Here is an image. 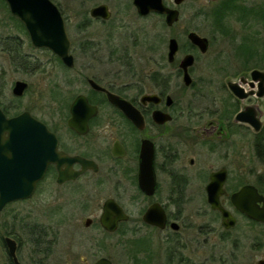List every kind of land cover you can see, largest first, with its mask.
<instances>
[{"label":"flooded vegetation","instance_id":"1","mask_svg":"<svg viewBox=\"0 0 264 264\" xmlns=\"http://www.w3.org/2000/svg\"><path fill=\"white\" fill-rule=\"evenodd\" d=\"M53 1L66 29L65 11L88 16L78 20L76 35L67 29L72 66L49 48L35 46L26 27L28 43L43 54L25 51L24 42L12 39V71L22 77L12 83V113L7 114H29L11 134L12 186L19 192L33 188L29 196L8 203L14 205L12 235L1 237L8 258L0 264H47L48 236L62 227L81 246L94 241L95 247L111 248L109 255L83 257L84 264L102 257L115 264V247L123 249L128 263L134 260L130 264H264V89L252 76L264 68L248 65L255 49L246 52L243 61L248 60L237 71L219 67L231 77L220 95L198 110L193 95L203 105L207 94L193 73L211 49L210 37L202 50L187 29L186 41L169 37L161 54L156 39L146 42L147 49L139 36L123 35L128 27L123 20H114L123 10L135 17L132 5L140 17L156 14L174 28L186 0H164L180 11L172 25L157 11L141 15L134 0ZM226 28L218 31L238 40L234 28ZM172 38L178 42L173 59ZM144 48L150 56H144ZM189 54L187 83L183 62ZM38 71L41 84L31 91L25 75ZM230 82L242 88L240 94ZM18 83H25L19 93ZM29 93L22 109L17 102ZM242 112L246 118H238ZM35 200L41 221L29 214ZM19 203L31 204L30 210L17 208ZM18 228L29 235L27 259L18 255L23 245ZM96 233L104 238L94 239ZM8 236L17 242L18 262L9 253Z\"/></svg>","mask_w":264,"mask_h":264},{"label":"rangeland","instance_id":"2","mask_svg":"<svg viewBox=\"0 0 264 264\" xmlns=\"http://www.w3.org/2000/svg\"><path fill=\"white\" fill-rule=\"evenodd\" d=\"M166 2L173 4V0H166ZM131 4V0H129ZM220 2H212L210 0H186L179 8L181 9V19L175 25L174 28H167L164 26L163 19L156 14H153L149 17H140L137 15L136 10L131 5V10L134 11L135 17L132 13L131 18L127 15L128 10H123V13H115L114 20L119 21L123 20L128 27H125L124 36H127L129 39L134 36H139L144 41V46L148 49V43L152 42V40L156 39V42L159 44V51L161 54H165L168 50L167 42L169 37L175 36L180 41H186V34L185 30H195L197 33L202 35H206L210 37L212 45L211 49L208 54L205 56H201V59L195 66V73L194 78L196 82H202L204 89L206 90L207 96L204 98L205 104L201 105V99L192 97L193 101H197V105L199 107L198 110H203L208 106V103L212 101V99L220 95L221 91L220 88L222 87L225 80L231 77V75H226L219 73V67H229L231 71L235 69L237 71L242 66H245L247 62L243 61L244 57L246 56V52H250L252 50V46L259 49V52L264 53V19H261L259 16V20L256 22L251 29H247L244 27L242 22L235 21L233 22L232 28H234L233 35L238 38V40L232 39L226 35H223L222 32L218 31V26L214 22V17L211 16V11L216 6L219 5ZM243 4L246 3L250 6H254L256 9H260L264 11V0H244ZM206 10L208 15L201 11ZM66 19H68V25L70 29V34L76 35L75 29L78 24L79 19H84L82 14L88 16V13H78L76 11H65ZM10 11L5 7V3L0 0V99H2L3 103L9 106V109L12 113V83L22 77L21 73H16L12 71V63L6 53V48L2 43L4 39L11 37L12 39H20L24 42V50L30 51L36 54H43L45 51L39 49L34 46H30L28 43L27 33L24 30V27L21 26L18 22L14 21L13 18L9 17ZM246 17V15H243ZM141 29V30H139ZM142 34V35H138ZM158 35V38H156ZM244 35V36H242ZM244 38V39H243ZM252 40V41H251ZM130 40V45H131ZM148 42V43H146ZM244 43V44H243ZM248 44H251L248 46ZM246 46V48L244 47ZM144 48V56H150ZM263 50V51H262ZM134 53H137L135 47L132 48ZM254 52V51H253ZM255 57V59H254ZM41 61H45L44 58H41ZM244 63H241V62ZM250 63L248 65L250 67L258 66V68H264V56L259 54H254L252 58H250ZM58 74V72H55ZM25 75V74H24ZM28 77V80L32 83L31 91L35 90L36 85L41 84V80L43 77V73L38 71L33 75H25ZM31 99L30 93L24 97L23 99L18 100V104L22 106V109L28 106ZM264 101V100H263ZM37 203L36 208L33 210L28 209L31 204L28 203H19L17 208H24L30 210V215L33 217H39V221H41V206L40 202L35 200ZM15 206V207H16ZM14 205L12 203L7 205L3 210L4 214L0 218V263L8 258V253L1 242V237L5 235H12L9 231L12 232V210ZM26 214V213H25ZM34 221V220H32ZM37 221V222H39ZM40 223V222H39ZM80 225H82V221L80 220ZM20 234V238L23 240V245L19 252V257L21 259H27L26 257L30 254L29 251V235L26 233L22 228H18L16 231ZM51 233H55L54 230ZM51 240L49 250H48V257L47 264H84L82 261L83 257H88L90 260L93 257H99L101 255H109L112 254V250H104L93 245L94 241L88 242L91 244L89 246H81L78 242L74 241L73 233L65 228H61V231L57 234H50L48 236ZM94 239H101L104 238V235L101 233H96L94 235ZM106 238V237H105ZM109 238H107L108 240ZM110 242H112L110 240ZM96 245V244H95ZM113 248V247H112ZM116 257H115V264H130L134 262V260L130 257L128 260L130 263L123 259V249L121 247H115ZM92 253V255H88ZM92 256V257H91ZM260 256H264V252L261 253ZM91 262V261H90Z\"/></svg>","mask_w":264,"mask_h":264},{"label":"water","instance_id":"3","mask_svg":"<svg viewBox=\"0 0 264 264\" xmlns=\"http://www.w3.org/2000/svg\"><path fill=\"white\" fill-rule=\"evenodd\" d=\"M11 12L17 16L20 21L24 23L31 35V39L36 46H45L56 52L63 61L72 66L74 64V58L70 53L71 40L69 39L68 32L65 27V21L63 19L61 11L58 6L52 0H5ZM183 0H175L178 4ZM138 12L141 15L148 14L151 11H158L166 14V22L168 25L178 21L180 11L176 8L167 6L164 0H134ZM92 14H106L103 10H93ZM107 15V14H106ZM189 37L191 40L198 44L202 50H207L208 39L201 36L195 31L190 32ZM178 50V42L175 38L170 41V58H174V54ZM193 61V55L189 54L184 59V67L186 68V82H190V75H188V65ZM252 76L257 80H260L259 84L264 89V71L254 69ZM231 88L236 94H240V88L236 83L230 82ZM18 88V93L22 92L25 83ZM242 89V88H241ZM263 94V93H259ZM74 110V107H73ZM6 113L0 107V212L2 208L8 202L13 199L29 196L31 194L33 184L28 185L25 192H19L15 189L18 187L12 186V130L19 126L25 116H28L27 112L22 113L17 117H8ZM242 116V117H240ZM238 118H246L243 112L238 115ZM248 120H251L250 118ZM20 123V124H19ZM218 205V204H215ZM102 221L106 226H109V220L106 217H102ZM112 228H115L113 226ZM6 243L8 245L9 253L16 259L17 242L15 238L6 237ZM94 264H112L111 260L107 257L100 258Z\"/></svg>","mask_w":264,"mask_h":264},{"label":"trees","instance_id":"4","mask_svg":"<svg viewBox=\"0 0 264 264\" xmlns=\"http://www.w3.org/2000/svg\"><path fill=\"white\" fill-rule=\"evenodd\" d=\"M3 1V0H2ZM221 2L219 3L218 6H216L214 9L211 11V16L214 17V22L216 23V26L221 29H227L226 27L232 29L233 22L235 21H240L243 22L245 28L251 29V27L258 22L259 16H263V11L260 9H256L254 6H250L246 3H242L244 0H220ZM5 4L6 2L3 1ZM7 5V4H6ZM243 15H246L244 17ZM10 18L16 22H18L21 26L23 24L19 21V19L12 14L10 15ZM226 26V27H225ZM4 46L6 47V53L8 54L9 59L12 62V38L9 37L7 39H4L3 42ZM259 53L256 51L253 54ZM262 56H264V53H262ZM1 85V84H0ZM1 93V89H0ZM0 105H2L3 109L7 113H11L9 106L5 105L0 99Z\"/></svg>","mask_w":264,"mask_h":264}]
</instances>
